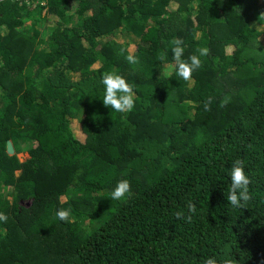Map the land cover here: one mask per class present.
Segmentation results:
<instances>
[{"label":"trees","instance_id":"trees-1","mask_svg":"<svg viewBox=\"0 0 264 264\" xmlns=\"http://www.w3.org/2000/svg\"><path fill=\"white\" fill-rule=\"evenodd\" d=\"M262 37L264 0H0V264H264ZM177 38L185 61L210 50L188 81ZM107 72L132 111L103 105ZM237 159L244 208L226 199Z\"/></svg>","mask_w":264,"mask_h":264},{"label":"clouds","instance_id":"clouds-1","mask_svg":"<svg viewBox=\"0 0 264 264\" xmlns=\"http://www.w3.org/2000/svg\"><path fill=\"white\" fill-rule=\"evenodd\" d=\"M175 45L172 48L173 60L176 64V70L180 77L185 81L192 78V73L202 67L201 57L208 56L210 50L207 47L197 49L198 55H190L188 60L182 59L184 55V41L177 38L172 41ZM164 55L161 54L158 59L164 60ZM128 63L138 64L139 58L134 54H129L125 57ZM102 84L105 92L103 97V105L111 107L115 112L124 113L130 112L135 107V92L134 85L127 82V80L114 72H107L102 76ZM230 97H225L220 106L225 107L229 103ZM211 98L204 104V110H210ZM230 188L226 197L228 203L235 208H244L245 205L251 200L249 192V185L251 180L245 173L244 162L237 159L233 162L230 170ZM131 192V184L127 179H121L117 182L115 188L111 192V197L114 200H122ZM187 215L183 210L174 213L177 219H184L186 222H191L192 217L197 213L196 205L192 201L186 204ZM59 220L64 222H71V209H60L56 212ZM8 217L6 214L0 212V221L6 223ZM203 264H217L215 257H208L203 261ZM222 264H236L232 258L223 260Z\"/></svg>","mask_w":264,"mask_h":264},{"label":"rangeland","instance_id":"rangeland-1","mask_svg":"<svg viewBox=\"0 0 264 264\" xmlns=\"http://www.w3.org/2000/svg\"><path fill=\"white\" fill-rule=\"evenodd\" d=\"M51 25V22L50 21H47L46 22V26H50ZM46 27L44 28H41L40 29V31H41V33L39 34V37H42V36H44L45 35V31H46ZM123 37V39H125V40H127V37L126 36H122ZM262 40H263V42H264V37H262L261 38ZM167 69H169L170 70V67L169 66H166V70ZM165 70V71H166ZM168 70V71H169ZM73 124H75V123H72V126H73ZM73 129H77V128H73ZM77 134H78V136L80 137L81 136V134L80 133H78L77 132ZM6 152L8 153V154H10V155H12V154H16V156H17V158L19 159V161H25L26 159H28L29 157H28V155H27V153L25 152V151H21V150H19V148H18V150H17V147H15L10 141H8L7 143H6ZM18 172H16V174H17ZM60 200L61 201H64L65 200V197L64 196H61L60 197Z\"/></svg>","mask_w":264,"mask_h":264}]
</instances>
